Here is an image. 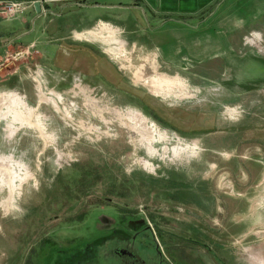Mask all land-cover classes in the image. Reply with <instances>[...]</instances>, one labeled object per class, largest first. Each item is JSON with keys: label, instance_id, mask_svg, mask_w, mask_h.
Instances as JSON below:
<instances>
[{"label": "rangeland", "instance_id": "obj_1", "mask_svg": "<svg viewBox=\"0 0 264 264\" xmlns=\"http://www.w3.org/2000/svg\"><path fill=\"white\" fill-rule=\"evenodd\" d=\"M221 6L195 19L192 59L173 63L161 57L179 45L172 34L102 23L72 37L63 10L52 45L49 18L21 27L35 28L22 39L38 43L29 56L6 41L0 264H44L52 239L95 236L118 215L108 199L197 227L232 264H264V0ZM21 18L5 22L12 37Z\"/></svg>", "mask_w": 264, "mask_h": 264}, {"label": "crops", "instance_id": "obj_2", "mask_svg": "<svg viewBox=\"0 0 264 264\" xmlns=\"http://www.w3.org/2000/svg\"><path fill=\"white\" fill-rule=\"evenodd\" d=\"M33 2L27 12L20 19V29L15 37L9 31L11 27L5 22L10 20L0 17V58L1 53L7 47L6 41L15 40L17 47H29L38 45L37 42L24 44L22 39L33 34L35 28L23 30L29 25L30 19L35 24L37 20L49 18L48 24L43 26V35H47V44L52 45V14L63 15L68 23L76 19L77 25L70 30V35L87 33L96 29L102 23H108L117 29H122L124 34L129 36H139L150 32L153 40L159 35L172 34L179 41V45L171 48L168 42V52L161 50V57L167 62H176L192 59L193 51L200 47V28L194 24L195 19L206 20V18L216 17L217 9L225 0H11ZM47 1V3H46ZM41 3V12L35 9V4ZM227 2V1H226ZM223 5L218 10L224 9ZM54 7V9H53ZM67 12V14H65ZM104 14L105 18L98 17L95 20L92 16ZM91 17V18H90ZM235 27L240 28L242 20L234 22ZM17 26V25H15ZM22 27V28H21ZM17 29V28H16ZM189 31V33L186 32ZM191 31L194 34H191ZM200 32V33H199ZM207 32V31H206ZM163 52V53H162ZM1 82V80H0Z\"/></svg>", "mask_w": 264, "mask_h": 264}, {"label": "flooded vegetation", "instance_id": "obj_3", "mask_svg": "<svg viewBox=\"0 0 264 264\" xmlns=\"http://www.w3.org/2000/svg\"><path fill=\"white\" fill-rule=\"evenodd\" d=\"M108 203L101 207L115 208L117 217H103L95 236L74 245L68 238L52 239L44 264H232L225 249L213 250L197 227L179 224L174 229L165 213L148 206L138 212L128 205L122 210L111 199Z\"/></svg>", "mask_w": 264, "mask_h": 264}, {"label": "built area", "instance_id": "obj_4", "mask_svg": "<svg viewBox=\"0 0 264 264\" xmlns=\"http://www.w3.org/2000/svg\"><path fill=\"white\" fill-rule=\"evenodd\" d=\"M47 3V1H46ZM33 2H24V1H11V0H0V17L12 20L17 17L23 16L27 10L32 7ZM11 45L13 43H10ZM7 47H9L7 45ZM35 46L32 45L28 47L27 50H22L16 54L15 59H20L23 57L29 56L31 50L33 51ZM9 61V55L6 53L5 57H2L0 60V66H3L5 62Z\"/></svg>", "mask_w": 264, "mask_h": 264}, {"label": "water", "instance_id": "obj_5", "mask_svg": "<svg viewBox=\"0 0 264 264\" xmlns=\"http://www.w3.org/2000/svg\"><path fill=\"white\" fill-rule=\"evenodd\" d=\"M35 9H36V11H37L38 13L41 12V3H40V2H38V3L35 4Z\"/></svg>", "mask_w": 264, "mask_h": 264}]
</instances>
